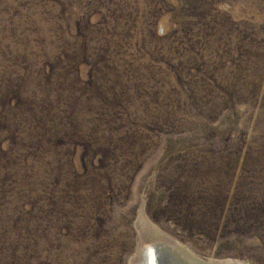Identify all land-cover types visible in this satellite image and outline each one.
Wrapping results in <instances>:
<instances>
[{
  "label": "rangeland",
  "instance_id": "1",
  "mask_svg": "<svg viewBox=\"0 0 264 264\" xmlns=\"http://www.w3.org/2000/svg\"><path fill=\"white\" fill-rule=\"evenodd\" d=\"M150 246L264 264V0H0V264Z\"/></svg>",
  "mask_w": 264,
  "mask_h": 264
},
{
  "label": "bare ground",
  "instance_id": "2",
  "mask_svg": "<svg viewBox=\"0 0 264 264\" xmlns=\"http://www.w3.org/2000/svg\"><path fill=\"white\" fill-rule=\"evenodd\" d=\"M160 253L162 254L161 250L154 249V247L150 246V247L146 248L144 250V253H143L144 264H169V263H173V261L171 259H166V257L163 255L160 256Z\"/></svg>",
  "mask_w": 264,
  "mask_h": 264
}]
</instances>
